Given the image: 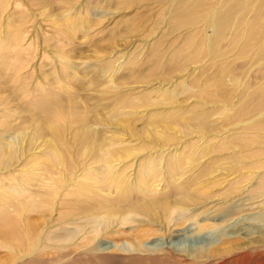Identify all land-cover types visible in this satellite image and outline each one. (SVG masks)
<instances>
[{
  "label": "rangeland",
  "instance_id": "obj_1",
  "mask_svg": "<svg viewBox=\"0 0 264 264\" xmlns=\"http://www.w3.org/2000/svg\"><path fill=\"white\" fill-rule=\"evenodd\" d=\"M16 1L0 11V125L19 122V114L27 134L41 87L60 83L68 87L59 94L62 107L83 115L97 110L108 118L105 129L134 153L126 165L155 158L164 162L162 170L176 162L185 168H176L177 180L166 170L161 176L164 186L169 179L173 184L152 213L159 227L145 222L135 231L130 224L128 239L117 227L95 253L82 251L63 264H237V249L211 260L201 255L222 240L249 242L264 234V116L258 118L264 111V51L258 57L255 47L246 46L243 21L224 31L212 20V12L238 0H203L182 16V0ZM252 20L250 14L247 22ZM9 49L26 50L32 60ZM33 151L39 149L22 154L11 173L0 170L3 186L9 187L13 173L34 166ZM132 166L125 171L137 168ZM187 196L201 198L189 206V216L170 221L167 233H154L174 206L190 202ZM251 201L257 202L226 215L230 205ZM29 212V220L41 221L38 212ZM134 234L142 239L136 248L130 243ZM49 244L19 264H62ZM168 245L178 251L175 257L164 253ZM260 257L250 264H264ZM0 264L17 262L0 248Z\"/></svg>",
  "mask_w": 264,
  "mask_h": 264
},
{
  "label": "bare ground",
  "instance_id": "obj_2",
  "mask_svg": "<svg viewBox=\"0 0 264 264\" xmlns=\"http://www.w3.org/2000/svg\"><path fill=\"white\" fill-rule=\"evenodd\" d=\"M11 2L14 0H0V11H4ZM202 2L203 0H182L183 10L181 9L178 15H184L187 6L197 10L202 6ZM15 3H17L16 0ZM250 14L253 20L248 23ZM244 18L247 20L244 21ZM212 20L215 26L224 31L232 22L237 27V23L243 21L248 27L246 36L249 38V43L246 46L248 47L249 44L255 47L256 56H260L264 51V0H238L237 4L227 2L219 12H212ZM26 31L27 28L24 32ZM249 31L250 35H248ZM15 43L17 44L15 47H19L18 44L21 41ZM3 50L4 46H1L0 51ZM9 50L22 53L27 59H31L32 54L30 55V52L26 50ZM260 63L264 65V61ZM53 86V89L46 85L41 87L36 98L37 102L34 104L36 118H33V127L29 126L30 130L27 134L20 129L23 120L20 121L19 114H17L19 122L11 123L6 120L0 125V170H8L11 173L9 167H12L18 159L20 160L22 154L29 149H39L38 152L33 151L37 157L31 169H25L22 175L13 173L11 178H7L9 187L3 186L4 183L0 182V248L11 251L17 264L36 254V250L46 242H50L49 245H53L55 251L60 253L56 260H61L63 264V260L67 262L68 258L74 259L82 251H85V254L95 253L94 250L97 248L95 245L100 243L101 246L100 240L104 236H111L110 231L117 227L116 232H124L125 238L128 239L126 232L127 228H132L130 224L135 226V231L138 230L140 223L146 222L158 226L159 220L152 215L155 213L154 207L164 200L169 191L167 187L170 188L173 184L169 179L164 186L162 182L165 178L162 179L161 176L165 175L166 170L168 176L176 177L177 180L180 176L175 175L176 168L182 172L185 169L181 163L179 165L176 162L173 165L177 167L173 166V169L169 165L170 168H168L172 170L168 168L162 170L164 162L156 161L155 158H149L145 162L142 160L143 162L139 164L134 160L130 165H126L128 163L126 157H131L133 152L128 153V146L122 147L120 142L116 141V135L112 136L113 134L108 133L107 128L105 129V126L110 125L104 122L108 118L104 119L103 116L96 114V108L95 113L90 112L85 115L65 109L61 105L59 94L64 86L66 89L68 87L60 83ZM51 90H54L56 95L50 93ZM83 105L84 108L86 105ZM70 107L72 106H68ZM74 108L78 109L76 106ZM125 111L123 113L128 114ZM261 116H264V111L258 118ZM4 118H7L6 114ZM132 165L137 167L134 171H125ZM263 182L261 181L259 185V188L262 187L259 196H264ZM198 198L189 197L188 204L177 203L179 206L174 207L178 212L176 210L169 212L165 226L161 225L159 229H153V232L157 230L167 233L170 227L169 222L183 220L189 216V206L198 204L201 199ZM262 201L264 202V199ZM256 202L230 205L229 211H231L226 215L236 214L232 213V210L238 211L239 206H252ZM29 211L38 212L41 221L29 220ZM167 211L169 210L166 209L165 212ZM53 212H57L55 216ZM43 224L48 225L46 230L41 228ZM134 236L135 238L130 239V243L136 248L138 243L141 244L142 239L141 236L135 234ZM166 247L163 249L164 253L175 257L172 254L176 255L177 250L175 251L169 245ZM239 248L241 250H238ZM235 249L240 251L236 259L237 264H250L257 256H262L260 258L264 263V234L263 239L256 238L249 242L243 237L236 240H222L214 244L209 251L204 250L201 256L211 260L217 254L233 252ZM97 253L100 254V252Z\"/></svg>",
  "mask_w": 264,
  "mask_h": 264
}]
</instances>
